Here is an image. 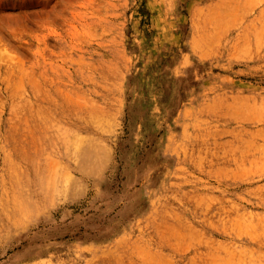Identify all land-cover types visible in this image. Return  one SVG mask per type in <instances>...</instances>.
Returning <instances> with one entry per match:
<instances>
[{
  "label": "rangeland",
  "instance_id": "374dc122",
  "mask_svg": "<svg viewBox=\"0 0 264 264\" xmlns=\"http://www.w3.org/2000/svg\"><path fill=\"white\" fill-rule=\"evenodd\" d=\"M0 264H264V0H0Z\"/></svg>",
  "mask_w": 264,
  "mask_h": 264
},
{
  "label": "bare ground",
  "instance_id": "6f19581e",
  "mask_svg": "<svg viewBox=\"0 0 264 264\" xmlns=\"http://www.w3.org/2000/svg\"><path fill=\"white\" fill-rule=\"evenodd\" d=\"M43 116V115H42Z\"/></svg>",
  "mask_w": 264,
  "mask_h": 264
}]
</instances>
